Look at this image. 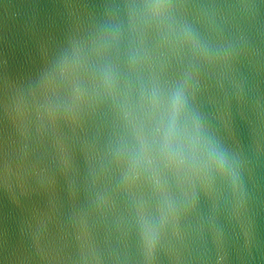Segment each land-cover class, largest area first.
Masks as SVG:
<instances>
[{
    "label": "water",
    "instance_id": "95a60500",
    "mask_svg": "<svg viewBox=\"0 0 264 264\" xmlns=\"http://www.w3.org/2000/svg\"><path fill=\"white\" fill-rule=\"evenodd\" d=\"M0 264H264V0H0Z\"/></svg>",
    "mask_w": 264,
    "mask_h": 264
}]
</instances>
